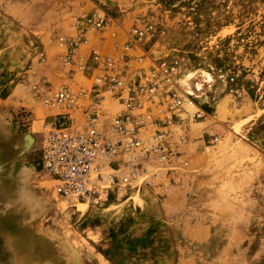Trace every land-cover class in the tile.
I'll return each instance as SVG.
<instances>
[{
	"label": "rangeland",
	"instance_id": "rangeland-1",
	"mask_svg": "<svg viewBox=\"0 0 264 264\" xmlns=\"http://www.w3.org/2000/svg\"><path fill=\"white\" fill-rule=\"evenodd\" d=\"M22 1L0 0V115L41 139L53 112L35 87L62 79L47 41L60 35L48 32L41 7L28 11ZM76 3L80 19L104 21L107 39L147 28L146 50L172 68L189 99L169 125L166 149L175 156L162 165L139 160L141 177L80 199L60 194L38 166V148L31 151L49 202L39 216L0 217V264H264V0ZM0 136H9L1 162L15 138L1 128ZM234 226L240 245L220 248L218 237L232 238L223 232Z\"/></svg>",
	"mask_w": 264,
	"mask_h": 264
},
{
	"label": "built area",
	"instance_id": "built-area-1",
	"mask_svg": "<svg viewBox=\"0 0 264 264\" xmlns=\"http://www.w3.org/2000/svg\"><path fill=\"white\" fill-rule=\"evenodd\" d=\"M104 29L92 13L75 21L71 35L50 39L62 79L35 87L53 112L44 117L38 166L64 196L94 199L141 177L139 160L167 163L175 156L166 149L169 125L189 101L172 68L146 50L147 28L112 30L108 39Z\"/></svg>",
	"mask_w": 264,
	"mask_h": 264
},
{
	"label": "crops",
	"instance_id": "crops-1",
	"mask_svg": "<svg viewBox=\"0 0 264 264\" xmlns=\"http://www.w3.org/2000/svg\"><path fill=\"white\" fill-rule=\"evenodd\" d=\"M76 1L77 0H26L25 2H19V4L25 5V9L28 11H30L32 7H41L43 9V24L48 23L46 26L48 27V32L61 36L62 34L71 35L72 26L77 19H80L77 15L79 13L77 8H79L80 5L78 7ZM27 16L29 17V15ZM18 20H20V18ZM46 20L47 22L45 23ZM54 29H56L55 32ZM47 41L49 42L50 38ZM12 103L14 104L15 101L13 100ZM0 128L2 132H10L15 138V140H12L9 156L5 155L4 159L0 162V217L20 218L39 216L41 212L47 208L46 204L49 202V196H46L42 190L43 182L38 177L36 168L30 163L31 156L29 154L39 147L41 139L35 133H30V131L23 133L18 128L11 126L1 118V115ZM163 210L165 211L164 213H167L170 212L171 209L170 207H168V209L165 207ZM136 232L140 234L141 231L139 230ZM159 233H161L159 229H157V231L156 229L148 231V234H153V238L159 235ZM170 233L171 231H169V235L172 234ZM224 234H229L228 236L232 238H228V240L226 239L227 236H224L225 239L219 236L218 245H221L220 248L226 249L229 248V246L234 247L240 245L241 230L238 227L234 226L232 229H228L227 232H223V235ZM251 235V239L255 241L253 245V248L255 247L254 251L257 253V236H254V233ZM237 238H239L238 241H236ZM231 239L233 242H231ZM138 243H140V239ZM171 244H174V242L172 243L170 240V245ZM156 245L157 241L155 240L153 241L154 251L158 250ZM220 254L223 256L222 252ZM247 262L250 261L247 260ZM236 264H238V259Z\"/></svg>",
	"mask_w": 264,
	"mask_h": 264
},
{
	"label": "bare ground",
	"instance_id": "bare-ground-1",
	"mask_svg": "<svg viewBox=\"0 0 264 264\" xmlns=\"http://www.w3.org/2000/svg\"><path fill=\"white\" fill-rule=\"evenodd\" d=\"M225 10H227V8H225ZM231 10H233L232 8L230 9V10H228L227 11V14L229 15L232 11ZM235 10V9H234ZM206 78H207V76L205 75V74H202V75H200L199 77H198V83L196 84L195 82V84H194V86L198 89L199 88V83L201 82V81H203V80H206ZM185 82V81H184ZM9 140V136H6V137H4V136H0V148H4V142H6V141H8ZM1 150V149H0ZM6 171V170H5Z\"/></svg>",
	"mask_w": 264,
	"mask_h": 264
}]
</instances>
